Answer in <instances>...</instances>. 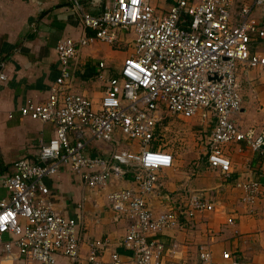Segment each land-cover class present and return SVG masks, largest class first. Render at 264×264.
<instances>
[{
  "label": "built area",
  "instance_id": "2783aa9c",
  "mask_svg": "<svg viewBox=\"0 0 264 264\" xmlns=\"http://www.w3.org/2000/svg\"><path fill=\"white\" fill-rule=\"evenodd\" d=\"M68 2L83 27L94 33L59 38L57 78L43 100H26L18 107L22 117L52 124L54 135L40 141L36 160L17 158L3 180L9 196L0 199V239L12 237L2 242L3 248L24 264H55L58 255L75 264L83 259L86 244L87 264L123 263L117 249L104 259L107 240L84 241L79 227L82 203L75 217L53 207L45 180L68 170L96 191L126 182L109 191L105 200L114 221L127 220L119 241L124 255L133 264H165L168 233L191 227L216 207L188 189L173 197L163 192L160 172L174 161L173 154L155 142L165 116L195 119L208 130L205 162L225 179L233 172L225 152L229 145L245 142L264 156V128L245 129L238 121L243 106L240 77L251 71L264 76V15L256 13L264 9V0H169L166 8L152 0H108L96 15L85 11L81 0ZM125 35L132 36V48L116 73L98 62L103 70L99 100L77 92L71 61L80 49L97 40L113 46ZM4 78L0 73V80ZM93 143L106 144L109 152L93 154ZM234 187L245 204L264 194L259 178L238 179ZM153 196L171 205L155 211ZM233 222L227 218L228 224ZM196 251L197 261L184 264H247L230 250L215 258L207 243L197 244Z\"/></svg>",
  "mask_w": 264,
  "mask_h": 264
},
{
  "label": "crops",
  "instance_id": "0c3cea01",
  "mask_svg": "<svg viewBox=\"0 0 264 264\" xmlns=\"http://www.w3.org/2000/svg\"><path fill=\"white\" fill-rule=\"evenodd\" d=\"M160 1L161 6L169 3V0ZM81 2L85 11L96 15L106 7L108 0ZM256 13L262 16L264 9L260 8ZM93 33L83 27L70 9L68 0H0V73L5 76L0 80V199L9 196L3 180L12 172L14 161L22 156L36 160L40 141H47L54 135L52 124L22 117L18 107L26 100H43L49 85L57 78L59 68L55 46L59 38H79L83 34ZM124 38L113 46L123 41L126 43ZM113 46L97 40L82 47L77 58L71 61L75 90L90 97L93 102L99 100L103 89V79L99 75L103 70L98 67V62L104 61L111 73H116L127 56V51L116 50ZM114 58H119L117 64L111 62ZM253 73L255 71L247 76L242 74L240 85L243 78L247 81L254 78V82H258L260 75ZM244 117L248 119V111L243 105L239 123L245 129H260L245 124L247 120L243 121ZM202 130L206 129L203 127ZM121 146L132 147L126 143ZM108 147L103 143H93L90 148L93 154H107ZM132 149L137 150V147L133 145ZM170 152L174 157L173 166L160 172L164 182L163 192H171L173 197L178 190L188 189L214 201L216 207L213 212L199 216L191 227L168 233L170 236L165 239L167 245L163 255L165 264L196 262L199 243L209 244L215 258H219L221 251L230 250L247 264H264V194L255 203L245 204L240 199V190L234 187L236 180L248 177L264 182V156L254 152L245 142L229 145L225 152L231 160L233 172L231 177L225 179L205 162V148L200 160L183 162L178 159L180 155L176 151ZM45 183L52 194L53 207L61 214L75 217L77 205L83 204L79 227L84 241L88 238L107 240L109 246L103 255L105 260H108L111 251L117 249L123 255L122 264H133L124 255L127 251L119 244L125 234L127 220L114 221L105 204L106 194L126 186V182L118 181L96 191L86 187L76 173L62 170L47 178ZM150 202L155 211L171 205L162 196H153ZM172 202L177 203V200L173 199ZM230 216L234 218L232 224L227 223ZM11 238L5 234L0 239V264H24L14 255H6L2 242ZM87 248L86 244L82 245L83 259L75 264H87L84 260ZM55 264L73 263L58 255Z\"/></svg>",
  "mask_w": 264,
  "mask_h": 264
},
{
  "label": "rangeland",
  "instance_id": "374dc122",
  "mask_svg": "<svg viewBox=\"0 0 264 264\" xmlns=\"http://www.w3.org/2000/svg\"><path fill=\"white\" fill-rule=\"evenodd\" d=\"M153 3L162 5L160 0H152ZM160 6L161 8L167 7ZM124 40L127 42H121L120 45L113 46L116 50L127 51L126 55L131 52L132 48V36L125 35ZM118 44V43H117ZM119 58L112 59L113 64H117ZM255 76L258 74L253 73ZM258 82L254 78L246 80L243 78L240 91L243 97V105L247 107L248 119L245 117V124L254 125L260 129L264 128V76H259ZM167 126V129L163 127ZM200 126V125H199ZM194 119H173L166 117L163 126L159 130V137L155 142L165 146L166 149L177 152L179 160L181 162L186 160H200L202 152L204 151L208 131H203L201 126L199 127ZM259 129V130H260ZM201 130V131H198ZM163 178V176H162Z\"/></svg>",
  "mask_w": 264,
  "mask_h": 264
}]
</instances>
